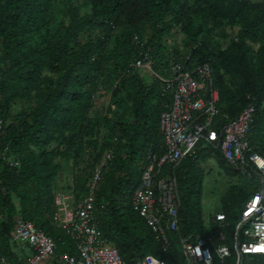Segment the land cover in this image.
<instances>
[{"label": "trees", "instance_id": "16d2710c", "mask_svg": "<svg viewBox=\"0 0 264 264\" xmlns=\"http://www.w3.org/2000/svg\"><path fill=\"white\" fill-rule=\"evenodd\" d=\"M56 3L0 0V120L6 124L0 137V247L10 263L26 264L12 239L22 216L56 241L57 256L75 254L74 243L54 220L58 160L74 159L79 171L73 185L60 189L73 191L78 201L96 165L111 151L96 192L102 235L126 264H137L149 254L177 264L181 244L164 250L132 206L148 153H164L160 117L172 102L171 89L164 92L161 80L144 78L136 62L150 50L154 68L166 76L157 65L166 57L164 37L180 28L186 35L184 48L192 55L190 66L198 59L213 69L221 117L236 118L249 97L254 101L248 138L264 155V137L257 141L264 134V0H64L62 17L55 12ZM83 5L91 12L82 14ZM224 27L240 31L221 50L211 34ZM101 89L111 91V103L101 118H93ZM18 100L27 101L31 109L16 113ZM210 157L228 176L239 179L221 197L217 211L226 214L228 228L257 191V176L240 175L227 166L220 149L202 143L195 154L163 171L174 172L181 196L179 231L170 234L172 239L217 232L205 223L201 207L202 163ZM256 260L264 264V256Z\"/></svg>", "mask_w": 264, "mask_h": 264}, {"label": "built area", "instance_id": "2783aa9c", "mask_svg": "<svg viewBox=\"0 0 264 264\" xmlns=\"http://www.w3.org/2000/svg\"><path fill=\"white\" fill-rule=\"evenodd\" d=\"M192 61L191 54L183 56L179 62L172 60L168 76L154 68L150 50L142 53L136 62L140 71L165 84L164 92L171 89L172 102L160 117L164 153H148L141 181L132 198L133 209L146 221L164 250L181 244L177 264H260L256 258L264 256V155L254 149L248 138L256 105L249 97V104L236 118L221 117L219 89L212 67L198 59L191 67ZM5 125L0 120V137ZM201 142L220 149L227 166L235 172L250 178L257 176L259 185L231 228H228L226 214L220 211L205 220L207 225L217 228L216 233L172 239L170 234L179 231L181 196L174 172L164 174L163 171L166 165L179 164L195 154ZM111 157L112 152H106L96 165L88 190L80 200H76L73 191H55V224L70 237L75 254L64 252L57 256V244L50 235L22 216L17 218L12 239L18 251H32L26 264H41L52 259H57L58 264H126L118 248L102 235L95 213L102 170ZM0 264H12L1 247ZM137 264L168 263L149 254Z\"/></svg>", "mask_w": 264, "mask_h": 264}, {"label": "rangeland", "instance_id": "374dc122", "mask_svg": "<svg viewBox=\"0 0 264 264\" xmlns=\"http://www.w3.org/2000/svg\"><path fill=\"white\" fill-rule=\"evenodd\" d=\"M253 2H259L263 0H251ZM78 5H82V1H78ZM57 9L55 12L59 16H64L63 13L66 12V7L64 5V0H57L56 3ZM82 14L84 13H90L91 7L88 6H82ZM240 28L239 27H224L221 29H218L217 31L213 32L211 36L214 39V44L216 46H219L221 50L228 49L237 39L239 35ZM121 32V31H119ZM165 42L167 43V50H166V57L158 62V66L164 71L167 76L170 74V65L172 60L181 61V58L185 55L190 54V50H186L184 48V42L186 40V35L183 34L180 28L176 27L174 31L169 35L165 36ZM259 47L258 44L253 45V48L257 50ZM188 52V53H186ZM167 65V66H165ZM141 74L144 78L151 80L154 77L150 76L149 74L145 73L143 70H141ZM229 83L232 85L231 78H228ZM111 97L112 93L111 91H106L101 89L95 99V105L93 110L91 111V116L93 118H101L105 113V108L111 103ZM14 111L21 112L23 110H30L31 105L25 101V100H18L15 102L13 106ZM12 121V118L7 120V124H10ZM104 134V129L102 128L100 131V140L102 139V136ZM264 134L261 136H258L257 141L261 142L263 141ZM202 143L205 145L204 142H201L199 144V147L202 146ZM87 160V157H86ZM65 161V164L69 165L70 173L71 175L78 174L77 169L74 167V159L71 157L69 159L63 160ZM81 167L86 166L87 161L80 162L79 163ZM203 168L205 169V181H204V190H203V196L201 199V207L203 210V219L208 220L210 215L214 212H217L220 210V199L225 194V192L229 189V187L233 184H236L238 182L237 177L231 178L228 176L225 171L218 165L216 159L214 157L208 158L204 163H202ZM70 174H68L69 176ZM67 176V177H68ZM66 177V178H67ZM71 183L73 184V181L71 179ZM67 185V184H66ZM63 188H69L67 185ZM63 186V185H62ZM18 254H22V252L18 251Z\"/></svg>", "mask_w": 264, "mask_h": 264}, {"label": "crops", "instance_id": "0c3cea01", "mask_svg": "<svg viewBox=\"0 0 264 264\" xmlns=\"http://www.w3.org/2000/svg\"><path fill=\"white\" fill-rule=\"evenodd\" d=\"M63 160H65V159H63ZM63 160H58V163L60 164V172H59V175L57 178V184H56L57 188L56 189L63 188V187H65L66 184L69 187L73 185L71 183V179L73 181L75 175L74 174L71 175L69 165L65 164V161H63ZM68 174H70V175L68 176ZM20 252H22L21 256L25 259V261L29 258L30 255H32L31 250H29V251L26 250L24 252L20 251ZM41 264H58V263L55 259H52V260H46L45 262H43Z\"/></svg>", "mask_w": 264, "mask_h": 264}, {"label": "snow or ice", "instance_id": "6c2138e0", "mask_svg": "<svg viewBox=\"0 0 264 264\" xmlns=\"http://www.w3.org/2000/svg\"><path fill=\"white\" fill-rule=\"evenodd\" d=\"M258 199H260V198H258Z\"/></svg>", "mask_w": 264, "mask_h": 264}]
</instances>
